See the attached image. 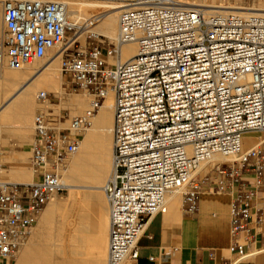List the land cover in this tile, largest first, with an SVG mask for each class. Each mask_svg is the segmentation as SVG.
<instances>
[{
  "label": "built area",
  "instance_id": "2783aa9c",
  "mask_svg": "<svg viewBox=\"0 0 264 264\" xmlns=\"http://www.w3.org/2000/svg\"><path fill=\"white\" fill-rule=\"evenodd\" d=\"M68 1L0 0V64L17 69L64 46L60 72L94 101L71 117L34 113L31 182L4 178L0 143V264H13L40 211L64 190L59 172L108 91L107 264L137 259L149 221L167 211L165 197L179 186L183 212L190 215L203 194L229 197L234 258L227 264L246 263L255 252L251 237L239 233L264 220V209L254 207L264 190V14L178 0H98L120 8L116 38L87 32L81 44L79 26L66 17ZM128 42L138 50L121 62ZM37 100L47 101V92L40 90ZM250 132L259 136L245 146Z\"/></svg>",
  "mask_w": 264,
  "mask_h": 264
},
{
  "label": "bare ground",
  "instance_id": "6f19581e",
  "mask_svg": "<svg viewBox=\"0 0 264 264\" xmlns=\"http://www.w3.org/2000/svg\"><path fill=\"white\" fill-rule=\"evenodd\" d=\"M178 2L182 5L201 6L212 11H240L264 14V8L224 6L216 3L214 0H210L209 2L206 0H194L192 2L178 0ZM119 9V6L98 0H71L67 2L66 17L69 21L79 26V30L76 32L75 37L77 40H80V42L84 43V36L87 32L104 36L112 41L117 35ZM69 45H71V43ZM63 47L64 46H56L50 49L46 54L47 58L41 63L33 61L17 69L10 68L6 63L0 64V129L3 132L9 133L8 124L11 121H15V123H19L21 127V137L25 139L22 135H25L26 131L23 129L26 128L32 111L36 108H41L42 103L37 100V93L40 90L45 91V89L54 91L60 90L59 85L61 79L58 71ZM137 50L138 48L135 42L125 43L121 48L119 61L123 62L127 60L132 55L136 54ZM108 61L112 64L114 63V59L110 58ZM66 99L63 105L73 113H81L82 108L86 105L87 108L81 114L91 109L94 102L93 98L87 101V94L85 92L82 95L75 94ZM112 123L113 95L112 92L108 91L103 101L98 104L97 111L91 119L90 126L77 132V137H79L77 139V149L66 158L65 165L59 172L61 180L70 194L74 193V189L81 187L102 188L108 179L112 157ZM257 136H259L258 132L245 133L244 145L249 146L253 144ZM248 137L251 138L250 142L247 140ZM214 157L216 160L222 159L219 155H215ZM8 160L11 164L15 161L22 164L24 161L22 157L21 159H17L14 156H7V161ZM223 160L228 161L230 159L227 158ZM3 175L7 176L6 178L9 181L31 182L32 171L25 168L23 164L19 166L9 165L8 168L4 170ZM182 189L183 186H179L172 191L171 194L169 193L170 196L167 197V194L165 197L166 201L171 198L179 199V191ZM95 196L103 199L100 191H96ZM56 197L57 196L54 198ZM53 199L50 201H53ZM60 205L61 203L59 201H53L48 204V208L49 210L57 209ZM92 205L94 206L93 203ZM48 217L49 215H47V218ZM18 250L20 252L19 257H17L14 264H80L75 257V251L66 248H62L61 250L59 248L56 249L55 253L57 257H44L43 260H41L42 263H37L35 260H32L33 257L31 256V251L28 249L26 242Z\"/></svg>",
  "mask_w": 264,
  "mask_h": 264
},
{
  "label": "crops",
  "instance_id": "0c3cea01",
  "mask_svg": "<svg viewBox=\"0 0 264 264\" xmlns=\"http://www.w3.org/2000/svg\"><path fill=\"white\" fill-rule=\"evenodd\" d=\"M4 137L12 136L5 134ZM94 191V189H86L84 192L92 194ZM77 200L71 207L76 218L73 219L72 225L70 222H64L63 234L65 238L61 244L84 247V250H80L79 253L82 255L79 259L81 263L89 262L91 258L103 261L106 240H108L107 202L97 198L95 194ZM66 201L71 202V200ZM66 201L58 208L59 210H62V207L66 208ZM229 205L230 199L227 195L203 194L198 200L197 212L190 215L183 212L181 194L179 199H168L167 211L155 215L140 237L138 257L132 264H227L228 260L234 258V255L228 251L231 243ZM254 207L264 209V190L256 197ZM58 209L49 210L46 204L43 211L37 216L34 229L32 228L26 241L31 256L34 258L32 260L37 263H42L47 238L50 235V233L44 234L43 229L52 221V217L59 211ZM47 215H49L48 218ZM239 235L240 238L243 235L251 237L252 242L249 245V250L255 252L243 264H264V220L259 226L250 223L248 228L242 230ZM41 242L44 244L42 245Z\"/></svg>",
  "mask_w": 264,
  "mask_h": 264
},
{
  "label": "rangeland",
  "instance_id": "374dc122",
  "mask_svg": "<svg viewBox=\"0 0 264 264\" xmlns=\"http://www.w3.org/2000/svg\"><path fill=\"white\" fill-rule=\"evenodd\" d=\"M187 1H191L192 2L194 0H187ZM206 1L209 2L210 0H206ZM214 1L216 3L222 4L224 6H230L231 5V6H237V7L241 6V7H260V8H264V0H214ZM205 9H207V8H205ZM0 13H1V5H0ZM1 35H2V25L0 24V36ZM80 43L83 44L82 42H80ZM77 46H78V43L75 44L74 48H76ZM46 58H47V55L43 59L38 60L36 62L37 63H41ZM58 72H59V76H60V79H61L60 80V85H59L60 86L59 87L60 90L59 91H54V90L45 89V91L47 92V101L41 104V108H36V109H34L32 111V114L30 116L29 122L27 123L26 128L24 127L25 129H23L24 131H26L25 135H22L23 137H25V139H23L21 137V127L19 126V123H17V122L15 123V121H11L8 124L9 125L8 126L9 127V131H10L9 133H5V132H3L0 129V143L3 146V149H4V154L2 156V162L4 163V168L5 169H7L9 165H17V166H19V165L23 164L25 166V168H27V169L32 171L31 166H30V162H29L30 144H31V141H32V137H31V135H32V118H33L34 113L37 110H42V108H43V111H45V109H46V112L47 111H52L54 114H57L60 111V113L62 115H64V116L68 115L69 117H71L73 115L81 114L87 108V106L85 105V107L82 108L81 113H73V112L70 111V109H68L67 107H65L63 105L65 103V101L67 100L66 98H69V97H71V96H73L75 94L82 95L85 92L87 94V101L89 99H91L92 97L87 93V91H84L82 89H78L70 81L68 76H66L63 73H61L60 72V65H59V71ZM23 130H22V132L24 133ZM5 134L6 135H10L12 137H4ZM78 138L79 137H77V139ZM247 140H249V142H250L251 138L248 137ZM22 153H24V154H22ZM7 156H14L17 159H21V157H22L24 159V161H23L22 164L20 162H17V161L12 162V164H11V162H9V160L7 161ZM4 158H6V159H4ZM66 164H67V161H66ZM6 177L7 176L4 175V178L7 180ZM32 180H34L33 174H32L31 181ZM86 189L87 190L88 189H94L95 191L92 192V194H88V192H84ZM96 191H100L101 194H102V198L105 200V197H104V194L102 192V188L101 187H99L97 189H95L93 187H81V188L74 189V193L70 194L69 190L65 186H64V190L62 191V193L57 195V197L53 199V201H59L61 203L60 207L63 205V203H65L66 200H71V202H73V203H71L69 201H66L67 202L66 208L63 209L64 207H62V210L57 211L53 215V217H52L53 219H52L51 223L47 224L44 227L43 233L44 234H49L50 233V237H48V239H47V246H46V249H45L46 251H45V254H44L43 257L56 258L57 254L55 253V250L58 249V248L60 250L62 248L63 249L66 248V249L71 250V251H75L76 250L75 257H76V259L78 260V262L80 264H106L107 240H106V249H105L104 255L102 257L103 261H101V262H100V260H96L97 258L96 259L95 258H91L89 260V262H82L81 263L79 259L81 258L82 255H79V253L81 252L80 249L83 250L84 247H82V246H76V247L63 246L61 244V243L64 242V238H65L64 235H63V232H64L63 227L65 225L64 222H68V223L70 222V224H71V223H73V219L76 218V215L74 214V212L72 211V208H71L73 205H75L74 202L76 203L77 199H79L81 197L94 195ZM182 191H183V189L181 191H179V195L178 196H180ZM170 194H168L167 197L170 196ZM53 201H49L47 203V205L50 202H53ZM45 206L43 208H45ZM42 211H43V209L40 211V213ZM71 225H69V226H71ZM41 243H42V245L44 244V242H41ZM19 253L20 252L18 250L14 262L17 260V257H19ZM14 262H13V264H14ZM132 263H133V261H125L122 264H132Z\"/></svg>",
  "mask_w": 264,
  "mask_h": 264
}]
</instances>
